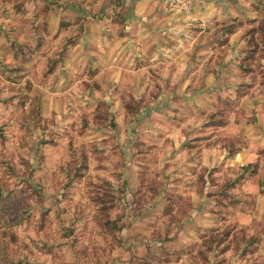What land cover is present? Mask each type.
Listing matches in <instances>:
<instances>
[{
	"label": "crops",
	"instance_id": "crops-1",
	"mask_svg": "<svg viewBox=\"0 0 264 264\" xmlns=\"http://www.w3.org/2000/svg\"><path fill=\"white\" fill-rule=\"evenodd\" d=\"M189 1L184 13L161 0H62L51 80L67 150L91 143L95 171L123 184L121 209L158 186L132 224L184 203L188 217L163 224L175 246L221 225L218 197L252 200L238 203L241 222L264 216V0Z\"/></svg>",
	"mask_w": 264,
	"mask_h": 264
},
{
	"label": "rangeland",
	"instance_id": "rangeland-1",
	"mask_svg": "<svg viewBox=\"0 0 264 264\" xmlns=\"http://www.w3.org/2000/svg\"><path fill=\"white\" fill-rule=\"evenodd\" d=\"M61 61L62 0H0V264H264V216L245 223L235 212L251 199L218 197L221 225L178 246L163 224L188 217L184 203L132 224L158 186L121 209L123 184L95 171L103 157L91 143L67 150L51 81Z\"/></svg>",
	"mask_w": 264,
	"mask_h": 264
},
{
	"label": "built area",
	"instance_id": "built-area-1",
	"mask_svg": "<svg viewBox=\"0 0 264 264\" xmlns=\"http://www.w3.org/2000/svg\"><path fill=\"white\" fill-rule=\"evenodd\" d=\"M161 2L175 12L188 13L191 6L189 0H161Z\"/></svg>",
	"mask_w": 264,
	"mask_h": 264
},
{
	"label": "trees",
	"instance_id": "trees-1",
	"mask_svg": "<svg viewBox=\"0 0 264 264\" xmlns=\"http://www.w3.org/2000/svg\"><path fill=\"white\" fill-rule=\"evenodd\" d=\"M248 169H249V167H248V168H243V167H242V170H243V171L248 170ZM172 204H173V203H172ZM177 205H180L179 202H177Z\"/></svg>",
	"mask_w": 264,
	"mask_h": 264
}]
</instances>
